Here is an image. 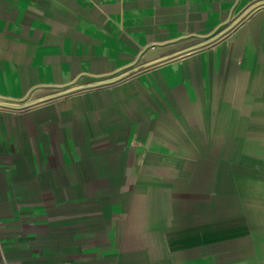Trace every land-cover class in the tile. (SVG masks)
Masks as SVG:
<instances>
[{"label":"crops","instance_id":"obj_1","mask_svg":"<svg viewBox=\"0 0 264 264\" xmlns=\"http://www.w3.org/2000/svg\"><path fill=\"white\" fill-rule=\"evenodd\" d=\"M0 264H264V0H0Z\"/></svg>","mask_w":264,"mask_h":264}]
</instances>
